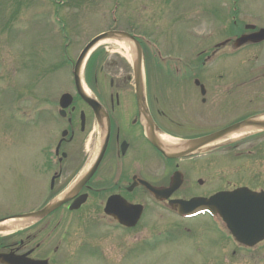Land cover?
<instances>
[{"label": "rangeland", "instance_id": "obj_1", "mask_svg": "<svg viewBox=\"0 0 264 264\" xmlns=\"http://www.w3.org/2000/svg\"><path fill=\"white\" fill-rule=\"evenodd\" d=\"M21 1L23 0H0V20L1 17H3V21L12 22L15 28L19 29L20 32L27 30L25 34L22 33L18 36H14L12 40H9L8 34L3 31V44L1 45L0 43V83L2 84V88L0 89V214L7 207H10L11 210H14L15 207H32L37 204V198L40 200L45 196L44 192H42L43 180L41 179H44V177L37 171L34 172L32 170L35 160L42 158L39 150L42 147L43 139L42 136H38V131L35 129V126H31L30 117L31 114L34 113L48 112L49 108L46 105L52 102L55 93L62 91L64 88L66 89V85L70 84L69 76L71 77V70L70 65L67 64L64 67V71L57 70L50 74V76L48 74L41 80L39 79L38 83L35 85L34 91L30 89V80L33 78V74L35 73L36 76L37 73H41L40 67L52 62L57 53V44L61 47L67 44L66 49L71 60L75 59L85 42L97 32L110 27L113 19L109 18L108 8L111 6L110 0H58L59 5L57 12L61 20H64V22L70 21L74 27L73 30L70 29L69 31L68 29V35L65 34V38H62L64 33H61L62 31L59 30L58 26L60 27V25L57 26L53 21L56 7L51 0H27L24 1V3H20ZM158 1L159 0H125L119 7V16L122 17L128 14L130 18L132 14H136L135 16L139 15L138 18H140L142 14L141 9L150 13L154 12L155 8L153 7L157 6L156 11L158 13V18L143 17L142 20L144 23L147 25H165L163 24L164 21H168L169 24L173 23L175 12L169 13V8H161ZM175 1H178V10L180 11L182 9L179 16H181L183 20L178 22L171 32L167 30V33H161V25L155 27L152 31L155 37L165 41L163 54L168 53L178 56L177 53H179L186 54L187 57L189 54L192 55L195 52V46L198 42L196 39L197 36L192 35L193 32L196 31L198 35H201L200 38L209 40L211 43L220 42L225 38L223 34L227 35L226 37L232 35L231 31L235 29L231 30L229 28L231 18L230 9L235 2H237L239 8L238 17L247 22L254 23L258 27L264 26V0H220L225 1L223 6L224 9L227 10L226 25L225 23L221 24L217 22L216 17H221L220 9H218L219 15L215 14L214 16L215 20L209 15L203 18L204 22H201L202 19L198 18L196 14L195 7H198L200 11H205L207 8L203 5L210 4V1L215 0H188V3H186V0ZM193 1L195 4L192 3ZM68 3H74V6H70ZM188 4L194 5V8H188ZM15 9L19 10L17 13L18 15L11 18V14ZM191 17H194V24ZM208 18L210 20H208ZM23 45L25 46L21 47ZM98 48L110 51L113 45L112 42H105L100 44ZM224 50L225 52L234 51L232 47H226ZM150 52L155 53L152 48ZM232 56L233 57L225 58L222 61L226 62L228 68L232 67L234 72H236L235 64L240 65L242 61H244V65L247 63L246 66L255 62V65L253 63L252 65L254 68H258L264 63V45L250 48V50L246 49ZM118 57L121 59L123 55L121 54ZM127 57H129V54ZM60 59L61 55H58L55 57L54 61ZM112 60L111 58V61ZM111 61L110 57L107 58L109 64L116 65L117 59L113 60V62ZM166 62H168V60H162V63L165 64ZM217 66L218 64H215L212 68L214 69ZM118 69L119 72H122V74H120L121 77L127 72L126 68ZM221 72L219 66L215 74L216 79L219 81H221L219 77ZM229 72L232 76L236 75L231 71ZM248 74L249 73L240 74L239 76L245 78ZM246 79L247 78H245V80ZM121 80L122 78H120V81ZM156 80L157 78L155 77L152 80V84L156 85ZM6 81H10V83L7 85ZM247 81L252 83L251 86L248 87L257 92L252 95H261V97H263L261 102L254 103L255 100L252 102L254 104L253 109H261L262 106H264V92H262L264 91V78L248 79ZM5 84L8 87H3ZM25 87L28 92H26L27 90ZM152 88V92L154 93L156 87L152 86ZM261 89L263 90L260 91ZM29 91L33 92L32 96H30ZM9 93L11 94V98ZM16 93L24 98L14 100V95ZM13 103L17 106L19 112H17V108ZM38 107L41 108L37 110ZM16 114H18V116ZM212 115L211 124L222 123L225 119L229 118V116H225L222 111L213 112ZM21 116H23L24 120ZM219 150L220 149L216 152L218 153ZM236 153L240 154L239 152ZM232 156L235 157L234 155ZM227 157L229 156L225 155L221 158L216 155L212 156V163L210 164L212 168L211 172H208V174L201 173V176L204 178L203 183L198 185L195 182V184L193 183L194 187H189L190 191L185 192H192L191 194H194L201 188L202 192H204L203 194H208L225 185L230 186L231 184L238 183L244 176L252 177L256 175L255 170L258 174L264 175V160L258 162L261 163L259 166H257L254 160H250V163L255 165V169L251 164H246L249 168H247V171H242L240 167L243 161L241 159L237 161ZM193 171L191 172V176L196 174H193ZM229 176H231V178H228ZM22 177L24 178V184H22L23 180H19L22 179ZM226 179H230V181L233 182L225 183L227 181ZM18 180L20 182L17 184ZM262 180L264 181V179ZM89 213L92 212L90 211ZM145 213L140 226L132 233H124L122 230H114L115 228H109L111 231L108 232H102L96 229L84 231L76 227L77 223H75L74 218L71 217L62 229L61 227L51 228H55V231L52 232L50 246L54 247L56 244H61L65 246L64 251H68L66 245L70 247L75 241H81L87 236L94 242L103 241L105 249L108 251L109 246L113 245L115 248L117 244L123 245L124 241H134L135 237L139 236L141 233V229L147 230L146 238L150 241L146 242L155 243L152 240L154 237H152L151 234H157L158 230L167 232V230L172 229V227L176 225L190 226L194 232V236L192 231L189 232V235L193 236L192 240L187 238L181 241L177 240L174 243L177 244L178 247L173 244H165L150 255L148 248L142 249L139 246H132L125 260H122L124 255H111V250L105 253V255L109 257L108 259H113L108 260L99 251L91 254L92 256L82 254L80 251L75 252L76 247L73 249L74 255H69L67 253L68 260L66 255L60 252H54L53 258H56L59 262L67 260L68 264L69 262L70 264H122L123 261H125L123 264H140L141 262L142 264H259L251 262L248 257L242 255V258L239 257L242 260L237 263H226L222 256H220L223 234L218 229L217 225L214 224L215 226H213L208 219L199 218L190 221H180L166 208L161 209V211L160 208H148ZM91 216L98 223L105 224V220H99L101 217L100 213ZM58 219L64 220L63 218ZM168 234L169 232H167L165 236H168ZM0 235L2 236V234ZM155 245L158 244L155 243ZM261 250L263 249L255 252L256 256L259 255L260 257L262 255ZM217 253L220 255H215L216 259L210 257Z\"/></svg>", "mask_w": 264, "mask_h": 264}, {"label": "flooded vegetation", "instance_id": "obj_2", "mask_svg": "<svg viewBox=\"0 0 264 264\" xmlns=\"http://www.w3.org/2000/svg\"><path fill=\"white\" fill-rule=\"evenodd\" d=\"M110 85L115 90L110 92L107 98L103 97L100 91L95 90L96 97L107 109V142L102 160L85 189L88 195L91 191L100 192L97 194L102 197V200L110 193L125 194L128 199L131 197L137 199V195L146 194V191L140 184H136L128 192V185L136 183V177L155 184L163 183L165 179L164 166L158 164L157 159L149 164L148 158L151 155L147 152L149 144L139 125L137 114L130 110V99L124 91L120 90L122 87L119 83L115 84L114 81H110ZM61 123L64 133L58 142L66 149L64 155L66 158L65 160L59 159L57 170L59 180L69 181L73 180L78 173L79 163L86 162L83 145L90 131L92 143L98 141L101 131L96 116L77 95L73 97L72 104L62 115ZM101 138L103 137L101 136ZM150 148L157 158L158 152L154 148ZM159 156L162 157L161 154ZM44 163L47 173L50 174L52 164L46 161ZM177 165L174 163L172 166ZM27 244L29 245V241ZM14 246L19 251L26 246V243L15 241Z\"/></svg>", "mask_w": 264, "mask_h": 264}, {"label": "water", "instance_id": "obj_3", "mask_svg": "<svg viewBox=\"0 0 264 264\" xmlns=\"http://www.w3.org/2000/svg\"><path fill=\"white\" fill-rule=\"evenodd\" d=\"M262 32L263 33L260 36L264 37V30H262ZM106 37L121 38V37H129V36L123 32L110 31V32H106V33L99 35L96 38H94L83 49V51L81 52V54L78 58L76 65H75L74 75H75L76 81L78 79V72H79V67H80V63H81L82 58L85 56V54L88 52L90 47L96 41H98L99 39H102V38H106ZM248 38L257 40L254 36H250ZM245 40H247V38L242 37V38L238 39L236 43L239 44ZM140 60H141V51L138 47L137 48V59L135 61L134 67H135L137 95H138L140 106L143 109L144 108V103H143L144 101H143L142 92H141L142 84H141V78H140V71H141L140 70ZM78 88H79V86H78ZM79 90H80V88H79ZM91 101L93 103H95L93 100H91ZM255 123L257 124L259 122H255ZM259 124L264 126V122L259 123ZM224 132L225 131H219V132L213 133L207 137L199 139L196 142V144L199 145V144H203L205 142H208V141L215 139L218 136L222 135ZM83 182H84V179L80 182L77 189L82 185ZM171 190H172L171 188H169L167 190H165V189H159V190L153 189V192L155 193V195L158 198H166L168 196V194L171 192ZM243 194H244V190H236L234 192H230V193H226V194L223 192H220V193H217V194L211 196L209 199H192V200L187 201V202H182L181 205H183V206L181 209L186 210L188 208H196V207L204 205L203 208H209L213 212L218 211L222 215L224 220L226 221V223H227L228 227L230 228V230L232 231V233L237 238L242 239V240L244 239L245 242L251 244L253 241L255 242L264 236V228H262V230L259 229L260 230L259 235H256L253 238L251 237L250 234L252 232V227H250L248 224L252 223L251 218L254 216L253 211L251 210L252 209V203L248 202V204H247L246 203L247 200L245 199V197L242 198ZM67 198L68 197H65L59 201L52 202V203L48 204L47 206H45L43 209H41L37 212H34V213H30L29 217L40 218V217L44 216L45 214H47L48 212H50L51 210H53L58 205H60L62 202L67 200ZM260 199L264 200L262 197ZM79 200H81V199H79ZM77 205L78 204L74 205V207H76ZM262 206H264V204H261V207ZM110 208H112V206ZM263 216H264V211H262L261 215H255L254 218L260 224L264 220ZM244 236H248L249 238L248 237L244 238ZM250 238H252V239H250ZM248 239H250V240H248Z\"/></svg>", "mask_w": 264, "mask_h": 264}, {"label": "bare ground", "instance_id": "obj_4", "mask_svg": "<svg viewBox=\"0 0 264 264\" xmlns=\"http://www.w3.org/2000/svg\"><path fill=\"white\" fill-rule=\"evenodd\" d=\"M232 136H234V135H229V137H232ZM163 141L165 142V143H167L168 142V140L167 139H163Z\"/></svg>", "mask_w": 264, "mask_h": 264}]
</instances>
